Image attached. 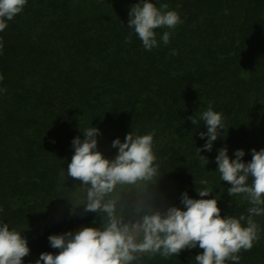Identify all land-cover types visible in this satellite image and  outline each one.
Here are the masks:
<instances>
[{"label":"trees","instance_id":"trees-1","mask_svg":"<svg viewBox=\"0 0 264 264\" xmlns=\"http://www.w3.org/2000/svg\"><path fill=\"white\" fill-rule=\"evenodd\" d=\"M138 2L28 0L0 32V88L7 89L0 92V216L27 238L24 262L58 254L50 235L103 227L100 213L74 207L84 203L83 189L67 177L72 141L91 126L100 129L98 150L109 159L118 153L115 139L156 130L160 176L146 186L118 185L110 196L126 220L138 219L136 208L151 196L161 209L183 208L184 192L200 199L202 178L214 192L204 198L216 196L223 216L247 214L250 205L228 195L215 158L222 147L232 159L243 149L247 163L252 149H264V0H151L167 3L183 23L156 29L159 46L150 51L127 26ZM210 101L225 117V132L211 152H201L210 161L205 165L197 147L206 143L199 132L207 128L185 117ZM254 219L260 239L239 253V264H264V216ZM201 252L157 254L142 264H196Z\"/></svg>","mask_w":264,"mask_h":264},{"label":"clouds","instance_id":"clouds-1","mask_svg":"<svg viewBox=\"0 0 264 264\" xmlns=\"http://www.w3.org/2000/svg\"><path fill=\"white\" fill-rule=\"evenodd\" d=\"M28 0H0V32L8 27V21L20 14ZM227 14V10H225ZM183 23L179 13L169 10L167 3L159 7L151 0H139L129 12L127 26L142 41L146 50L159 46L158 28L175 29ZM171 33L165 31L161 40L165 45ZM132 34L126 37L130 43ZM0 38V54L3 51ZM177 55V50H172ZM4 80L0 74V83ZM0 88V92H6ZM209 102L205 111L185 117L194 126L203 121L206 132H199L201 139L207 138L203 148L197 147V155L203 164L210 163L201 152H211L213 143L225 132L223 113L214 110ZM81 130V129H80ZM83 139L74 138V154L67 164V177L80 182L83 189L85 212H98L103 217V227H82L79 231L54 234L48 237L50 246L58 254L41 253L35 264H142L147 256L164 258L179 256L187 249L199 248L196 264H239V253L251 250L260 239V226L254 219L264 216V149H252L250 162H243L245 151L238 149L235 159L229 156L227 147L218 150L215 162L223 182H227L230 197L243 196L250 205L247 214L223 216L217 197L205 199L214 193L207 179H200L203 187L196 188L200 199L190 198L187 192L181 197L183 208L168 206L158 208L153 196L136 208L139 217L126 220L118 211V200L110 198L118 185L153 184L160 176V164L154 151L156 130L138 135L133 131L122 142H112L118 148L114 159L106 158L98 150V127L81 130ZM251 181V182H250ZM196 184V183H195ZM197 185V184H196ZM2 211V209H0ZM21 230L12 228L0 216V264H23L31 249Z\"/></svg>","mask_w":264,"mask_h":264},{"label":"rangeland","instance_id":"rangeland-1","mask_svg":"<svg viewBox=\"0 0 264 264\" xmlns=\"http://www.w3.org/2000/svg\"><path fill=\"white\" fill-rule=\"evenodd\" d=\"M146 257H147V256H146ZM146 257H145V258H146ZM145 258H144V259H145ZM144 259H143V260H144ZM23 264H35V262L32 261V260H31V261H27V262H24V261H23Z\"/></svg>","mask_w":264,"mask_h":264}]
</instances>
